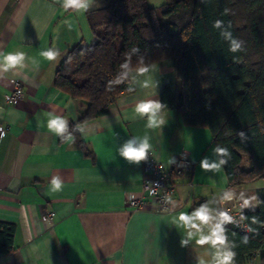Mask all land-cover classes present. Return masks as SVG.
<instances>
[{"label":"crops","instance_id":"0c3cea01","mask_svg":"<svg viewBox=\"0 0 264 264\" xmlns=\"http://www.w3.org/2000/svg\"><path fill=\"white\" fill-rule=\"evenodd\" d=\"M105 5V0H89L87 9L78 11L64 10L62 0H0V56L24 54L20 65L0 68V121L6 134L0 139V220L14 225L13 249L0 252V264H212L217 249L198 244L201 233L184 226L179 214L207 206L212 219L201 227L208 235L219 221L221 197L233 194L242 205L249 201L245 209H253L264 179L229 186L208 127L184 123L175 108H160L158 127L149 126L148 114L137 113L142 101L161 105L163 84L177 80L170 58L132 69L130 88L107 113L77 122L86 103L57 88L55 74L70 48L93 42L87 12ZM49 49L58 53L55 60L42 54ZM14 79L24 93L10 103L6 95ZM49 114L66 119L67 126L76 123L93 158L72 134L71 140H61L50 132ZM145 137L147 153L175 182L166 209L154 198L137 209L127 201L144 192L143 160L130 162L119 150L131 141L139 146ZM184 150L194 159L193 169L173 174ZM204 160L218 167L203 168ZM53 179L61 181L62 190H53ZM244 264H260L258 255Z\"/></svg>","mask_w":264,"mask_h":264},{"label":"trees","instance_id":"16d2710c","mask_svg":"<svg viewBox=\"0 0 264 264\" xmlns=\"http://www.w3.org/2000/svg\"><path fill=\"white\" fill-rule=\"evenodd\" d=\"M105 2L87 12L93 42L70 48L55 74L57 88L86 103L77 122L107 113L132 69L170 58L177 80L163 84L162 108L211 130L229 186L264 179V0ZM69 134L93 158L76 123L61 140ZM245 210L249 232L223 226L233 264L257 255L264 264V186ZM13 236L14 225L0 220V252L13 249Z\"/></svg>","mask_w":264,"mask_h":264},{"label":"clouds","instance_id":"9594fccd","mask_svg":"<svg viewBox=\"0 0 264 264\" xmlns=\"http://www.w3.org/2000/svg\"><path fill=\"white\" fill-rule=\"evenodd\" d=\"M89 0H62V7L64 10H86L88 7ZM217 27L220 26V22H217ZM228 38H230L229 34H226ZM241 45L236 40L231 41L232 51H237L240 49ZM46 59L49 61L55 60L57 56V52L49 49L42 53ZM24 54L19 52H9L6 55L0 56V68L3 70H8L9 68H14L17 65H20L23 62ZM127 64L123 65V67L127 68ZM141 72L147 71V69L141 68ZM162 105L155 102H140L136 111L140 115L148 114L149 126L158 127L162 121L158 119L157 112L160 110ZM67 120L60 117L49 114V119L47 122L48 130L58 136H63L67 131ZM6 134L0 131V139H2ZM66 139L71 140V136H68ZM150 148V144L148 143V138L145 139L139 144V146H135V142L131 141L127 143L122 149L119 150V153L122 157L130 162H139L146 158L147 152ZM217 151H223L222 149H217ZM223 163V161H221ZM201 167L203 168H217L216 164H209L207 160L201 162ZM52 186L54 191L62 190V183L59 179H53ZM225 199H231L230 194L225 195ZM249 204L248 200H244L243 206H247ZM212 217L209 215V210L207 206H201L198 209L194 210L191 214L182 212L179 214V220L182 224L189 229H195L196 232H200L201 235L197 240V243L200 245L211 244L214 248H216L215 255L213 257L212 264H233V259L235 253L225 247L226 237L224 235L225 229L223 225L225 223H231L232 217L227 213H221L219 217V221L215 223L209 232L208 235H204L202 232V225H209ZM197 221L199 223H197ZM194 233L189 232V238L192 237ZM247 242V238H245V243ZM183 243H187L184 241ZM201 264H204V261H201Z\"/></svg>","mask_w":264,"mask_h":264},{"label":"built area","instance_id":"2783aa9c","mask_svg":"<svg viewBox=\"0 0 264 264\" xmlns=\"http://www.w3.org/2000/svg\"><path fill=\"white\" fill-rule=\"evenodd\" d=\"M24 93L22 83L18 79L13 80V89L6 95L7 102H15L22 97ZM5 125L0 121V131H4ZM194 166V159L188 151H182L175 159L172 167L173 174H182L184 172H191ZM143 194L140 196L131 195L128 198V204L134 209L142 206L147 200L154 198L157 205L161 209L168 207L169 200L175 191V182L162 166L161 161L154 155L147 153L143 160V175H142ZM264 186V185H263ZM225 193L221 200L223 207L221 213H227L232 217L231 223H225L223 226H233L240 232H249L246 210L239 199L231 195V199H225ZM51 212L47 216H51Z\"/></svg>","mask_w":264,"mask_h":264},{"label":"rangeland","instance_id":"374dc122","mask_svg":"<svg viewBox=\"0 0 264 264\" xmlns=\"http://www.w3.org/2000/svg\"><path fill=\"white\" fill-rule=\"evenodd\" d=\"M165 1L166 0H148L149 4L155 5V6L161 5ZM254 185H255L254 183L248 184L249 187H252V192L254 191V188H253ZM260 188H262V187L259 186L257 189H260ZM256 259H258V258H256Z\"/></svg>","mask_w":264,"mask_h":264}]
</instances>
